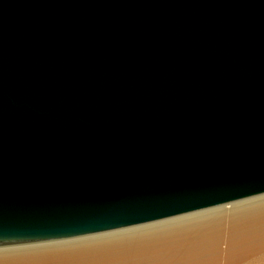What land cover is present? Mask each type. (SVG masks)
I'll return each instance as SVG.
<instances>
[{"label":"water","instance_id":"obj_1","mask_svg":"<svg viewBox=\"0 0 264 264\" xmlns=\"http://www.w3.org/2000/svg\"><path fill=\"white\" fill-rule=\"evenodd\" d=\"M264 194V0H0V248Z\"/></svg>","mask_w":264,"mask_h":264},{"label":"bare ground","instance_id":"obj_2","mask_svg":"<svg viewBox=\"0 0 264 264\" xmlns=\"http://www.w3.org/2000/svg\"><path fill=\"white\" fill-rule=\"evenodd\" d=\"M262 254L264 194L119 231L0 250V264H239Z\"/></svg>","mask_w":264,"mask_h":264},{"label":"rangeland","instance_id":"obj_3","mask_svg":"<svg viewBox=\"0 0 264 264\" xmlns=\"http://www.w3.org/2000/svg\"><path fill=\"white\" fill-rule=\"evenodd\" d=\"M263 195V194H262ZM259 196V195H258ZM230 204V203H229ZM175 218V217H174ZM168 219H172V218H168ZM166 220V219H164ZM162 221V220H160ZM153 223V222H152ZM144 225V224H143ZM140 226V225H138ZM135 227V226H134ZM130 228V227H129ZM127 229V228H124ZM123 230V229H120ZM114 231H119V230H114ZM113 231V232H114ZM110 232V231H109ZM109 232H104V233H109ZM112 232V231H111ZM104 233H99V234H94V235H100V234H104ZM91 236V235H89ZM93 236V235H92ZM83 237H88V236H83ZM77 238H82V237H77ZM77 238H71V239H77ZM71 239H64V240H58V241H51V242H43V243H35V244H28V245H19V246H11V247H2L0 248V250H4V249H10V248H16V247H26V246H32V245H40V244H46V243H54V242H60V241H66V240H71ZM256 258V259H255ZM262 258V259H261ZM264 254L261 255V257L257 256L252 258V260L250 259L249 261H246L245 263H239V264H264ZM260 259V260H259ZM258 260L260 263H258Z\"/></svg>","mask_w":264,"mask_h":264}]
</instances>
